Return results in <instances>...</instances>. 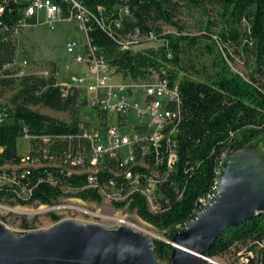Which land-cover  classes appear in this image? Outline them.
<instances>
[{"label": "trees", "instance_id": "16d2710c", "mask_svg": "<svg viewBox=\"0 0 264 264\" xmlns=\"http://www.w3.org/2000/svg\"><path fill=\"white\" fill-rule=\"evenodd\" d=\"M57 1L66 8L61 0ZM83 1L97 18L89 23L88 38L109 66L131 80H143L157 73L170 89L178 87L180 91V158L171 177L173 184L164 189L163 211L152 213L140 195L128 205L129 212L136 211L144 221L164 231L167 241H172L175 233L194 220L202 199L215 192L221 155L228 151L233 155L264 136V0ZM100 6L103 11L98 9ZM125 7L127 14L123 11ZM208 7L223 11L225 26L218 39L209 28L200 35H185L179 23L182 8ZM1 8L4 10L0 12V87L11 91L13 96L11 105L0 104V171L6 167V172L11 173L13 167L20 166L26 135L32 139V154L40 159L46 151L63 159L85 141L80 139L77 125L78 94H64L65 86L58 81L56 71L49 76L19 75L20 67L5 68L18 56L16 30L24 19V3L0 0ZM244 23L248 29L245 39L253 42L254 56L253 71L247 77L231 68L221 48V43L242 44ZM163 26L175 27L179 32L168 33ZM152 34L156 37L155 47L123 48L125 42L136 41L135 37L147 42ZM34 107L69 113L71 121L43 114ZM19 182L20 187L32 190L31 197L15 201L16 190L5 187L0 189V203L53 206L65 196V188L74 189L73 196L83 200H101L96 191L82 189L86 176L68 175L58 166L33 168ZM116 207L124 208L125 203ZM52 217L60 219L56 214ZM27 226L25 221L24 227ZM153 242L157 258L169 264L173 246L162 240ZM237 245L255 253L249 257V264H264V213L227 229L216 240L209 256L211 259L223 256Z\"/></svg>", "mask_w": 264, "mask_h": 264}, {"label": "built area", "instance_id": "2783aa9c", "mask_svg": "<svg viewBox=\"0 0 264 264\" xmlns=\"http://www.w3.org/2000/svg\"><path fill=\"white\" fill-rule=\"evenodd\" d=\"M61 1L66 8L57 0H23L24 19L16 30V35L22 27L46 26L55 30L64 22L77 26L86 35L90 29L89 23L97 19L93 12L83 0ZM98 9L103 11L101 6ZM3 10L1 8L0 12ZM123 11L126 14L129 12L126 7ZM85 38L83 43L69 41L66 49L86 70L73 75L70 83L63 84L65 95L78 94L80 119L77 125L80 139L85 143L72 149L63 159L47 151L43 159H40L32 154V139L26 135L20 166L13 167L11 173L6 172V167L1 169L0 189L7 187L16 190L15 201H26L31 197L32 190L20 187L19 181H24L33 168L58 166L64 168L68 175L86 176V184L82 189L96 191L101 199L100 202H90L76 197L75 200H79L84 207L73 206L70 210L67 204L65 206L69 209L68 212L74 216L99 215L98 217L111 219L108 225L119 228L127 224L124 218L111 217L100 211L111 208L118 213L139 216L136 211H128V205L136 195L146 199L152 213L163 211L161 202L166 199L164 189L173 184L171 177L176 172L180 158L182 99L178 87L170 89L168 82L157 73L143 80H131L118 74L98 54L91 40L87 36ZM147 40L155 42L156 37L152 34ZM136 43L125 42L123 48H133ZM27 65V60L22 61L19 75L26 74ZM15 66L16 60L5 68ZM117 78L121 81L116 82ZM230 155V151L221 155L217 168L219 177ZM107 174L111 175L110 178H103ZM15 187L20 188L17 190ZM217 187L218 182L215 192L202 199V206L197 214L216 197ZM72 193L76 194V191L65 188V196H73ZM120 203H125V207L118 209L116 205ZM57 204L39 205V211L49 213ZM89 205L98 206L97 214L87 209L90 208Z\"/></svg>", "mask_w": 264, "mask_h": 264}, {"label": "water", "instance_id": "95a60500", "mask_svg": "<svg viewBox=\"0 0 264 264\" xmlns=\"http://www.w3.org/2000/svg\"><path fill=\"white\" fill-rule=\"evenodd\" d=\"M264 213V158L254 145L233 154L221 169L217 195L167 241L169 264H215L209 252L229 228ZM46 214V213H43ZM0 264H164L153 240L130 226L62 219L55 226L17 235L0 223Z\"/></svg>", "mask_w": 264, "mask_h": 264}, {"label": "rangeland", "instance_id": "374dc122", "mask_svg": "<svg viewBox=\"0 0 264 264\" xmlns=\"http://www.w3.org/2000/svg\"><path fill=\"white\" fill-rule=\"evenodd\" d=\"M222 14V9L218 7H208L206 10L182 8L179 23L183 27L185 35H200L209 28L214 33V37L218 39V34L225 26V19L222 17ZM163 30L173 34H178L179 32L177 28L172 26H163ZM247 31V26L244 23L241 27L242 44L239 46L237 44L221 43L222 51L227 57L231 68L246 77L253 71L254 66L253 42L245 39V33ZM16 36L18 45L17 67H20L22 61L27 60L26 74L49 76L52 71H56L58 81L65 85L71 82L73 75L81 72L82 65L78 64L72 55L68 54L66 49L69 41L83 43L86 39L87 34L85 35L84 31L77 26L65 22L60 23L55 30H51L46 26H26L22 27ZM135 40L137 43L133 45L134 50H142L155 47L156 45V42H146L145 38L135 37ZM247 42L249 43L248 49L244 51L243 47ZM115 81L119 82L121 80L117 78ZM12 96L13 93L11 91L0 87L1 105H11L10 100ZM34 109L63 121H71V115L69 113L56 112L44 107H34ZM252 145L256 147L260 155L264 158V136ZM68 195L64 196L53 210L46 214L39 211L40 206H11L0 203V223L17 235H24L27 232L35 230L49 229L62 219L68 218L83 224L93 223L108 229H118L107 224L111 223V219L98 217L99 215L74 216L71 212H68L70 207L73 209V206L84 207L80 205L81 202L79 203V200H75L77 199L76 197L73 198V196ZM72 195L74 194L72 193ZM67 204H69V209L65 206ZM89 206L90 208H86L97 214L98 206ZM7 208L18 211L8 210ZM101 212L111 215V217L119 216L124 218L127 224L122 226H130L135 231L148 235L153 241L156 238L151 233L166 239L164 231L150 225L140 216L125 212L118 213L111 208H106L103 211L101 210ZM52 214H56L61 218L59 220L54 219ZM25 221L29 226L24 227ZM250 256H255V253L249 252L247 247L237 245L227 254L212 258L211 260L215 264H249L248 260Z\"/></svg>", "mask_w": 264, "mask_h": 264}, {"label": "bare ground", "instance_id": "6f19581e", "mask_svg": "<svg viewBox=\"0 0 264 264\" xmlns=\"http://www.w3.org/2000/svg\"><path fill=\"white\" fill-rule=\"evenodd\" d=\"M87 37H88V35H87ZM8 210H12V211H18V210H15V209H11V208H7ZM152 235H153V237H155V238H159V236L158 235H156V234H153V233H151Z\"/></svg>", "mask_w": 264, "mask_h": 264}, {"label": "crops", "instance_id": "0c3cea01", "mask_svg": "<svg viewBox=\"0 0 264 264\" xmlns=\"http://www.w3.org/2000/svg\"><path fill=\"white\" fill-rule=\"evenodd\" d=\"M84 70H86V69L82 66L81 72H83Z\"/></svg>", "mask_w": 264, "mask_h": 264}]
</instances>
